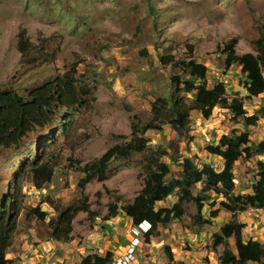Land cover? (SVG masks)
Masks as SVG:
<instances>
[{"label":"rangeland","instance_id":"1","mask_svg":"<svg viewBox=\"0 0 264 264\" xmlns=\"http://www.w3.org/2000/svg\"><path fill=\"white\" fill-rule=\"evenodd\" d=\"M261 33L264 0H0V89L24 96L74 69L78 83L89 90L90 107L76 115L73 139L59 137L44 150L60 132L59 126L49 135L28 137L19 148L0 150V198L14 194L15 177L20 185L17 229L5 255L8 264H77L87 254L103 257L106 252L112 253V261L120 258L134 228L122 208L148 181V158L156 156L168 165L167 183L179 182L186 160L198 169L222 168V159L205 149L223 135L247 132L251 145L264 142L259 113L264 91L247 97V75L239 63L240 57L255 55L254 43ZM22 35L30 46L26 56L18 48ZM188 45L194 46L193 59L207 68V87L222 83L228 103L241 99L247 116H258L257 124L245 128L242 119L223 106L215 107L207 120L193 110L185 133L168 124L161 131H144L142 137L148 142L143 152L112 159L105 181L95 179L81 189L88 166L114 146L129 144L133 123L157 122L152 107L173 90L170 79L187 78L160 60H188ZM178 97L193 106L190 94ZM42 154L53 175L37 189L32 174L22 168ZM259 159L264 156L236 162L234 193L250 191ZM204 188L197 183L188 189L189 199L180 203L183 211L178 219L154 231L148 228L152 231L148 239L145 233L138 237L132 264H220L225 243L234 249L233 240L217 246L213 235L232 221L243 223L242 234L259 237L264 245L260 211L248 209L235 218L221 211L210 225L199 226L198 218H209L210 203L223 200V195ZM180 192L175 189L155 209L172 207ZM206 196L202 203L194 200ZM112 205L117 214L110 218ZM35 208L46 212L44 221L31 214Z\"/></svg>","mask_w":264,"mask_h":264},{"label":"trees","instance_id":"2","mask_svg":"<svg viewBox=\"0 0 264 264\" xmlns=\"http://www.w3.org/2000/svg\"><path fill=\"white\" fill-rule=\"evenodd\" d=\"M20 38L18 48L21 56H26L30 46L23 35ZM254 45L255 55L247 54L239 59L243 72L247 75L248 98L257 97L264 91V33H261ZM186 49L190 55L188 60L177 62L172 58L160 60L165 66L172 65L180 69L187 78L184 80L180 76H173L170 79L173 90L167 99H158L152 107L157 122H150L145 126L133 123L129 144L114 146L97 162L88 166L79 183L81 189L92 180L105 181L112 159H128L133 153L143 152L148 142L142 137L144 131H161V126L168 124L172 130L180 134L185 133L189 129L190 112L193 110L198 111L202 118L207 120L215 107L223 106L230 109L235 117L241 118L245 128L257 124L258 116H247L241 99L234 98L228 103L226 89L222 83L212 88L207 87V68L193 59L194 46L188 45ZM181 93L192 96L193 106H189L178 97ZM88 97L89 90L78 83L74 69L33 87L24 96L12 89H0V150L19 148L28 137L49 135L59 126H61L60 132L45 145L44 150L47 146L56 144L59 137L65 140L73 139L78 130L75 125L76 115H81L90 109ZM259 113L264 120V105ZM205 150L209 155L222 159V168L216 171L211 165H204L198 169L186 160L187 163L184 164L181 173L182 180L179 182L167 183L165 177L169 174L168 165L161 163L156 156L148 158L146 163V167L149 168L148 181L141 193L122 208V212L131 220L133 226L146 222L154 231L158 225H167L178 219L183 211L180 203L189 199L188 189L197 183H202L206 187L204 191L213 190L216 195H223V200L217 205L215 202L210 203L209 218L203 220L198 218L199 226L210 225L221 211L235 218L237 214L244 213L248 209L264 210L263 160L256 161L257 178L251 185L250 193L239 194L234 193L233 190L234 165L239 160L264 156V142L251 145L248 133L243 132L239 135H223L216 145L207 146ZM44 158V154L38 155L35 160L26 163L22 168V172L26 170L32 174L37 189L50 182L53 175L52 168L47 162L42 161ZM153 168L155 171H152ZM13 185L14 194L0 198V264L9 263L5 255L17 229L19 178L15 177ZM175 189L181 191L179 201L170 208L155 209V205L172 196ZM194 200L202 203L207 200V196ZM31 214L39 221H44L47 216L46 212H41L38 208L33 209ZM116 214L117 208L112 205L108 215L112 218ZM244 227V224L235 221L228 222L213 235V244L217 246L227 240H233L234 249L228 248L225 243L220 264H264V245L251 238L247 241L243 240ZM55 230L56 228L52 230V234ZM151 234L152 231L146 232L144 236L148 239ZM112 257L111 252H106L103 257L87 254L77 264H111Z\"/></svg>","mask_w":264,"mask_h":264},{"label":"built area","instance_id":"3","mask_svg":"<svg viewBox=\"0 0 264 264\" xmlns=\"http://www.w3.org/2000/svg\"><path fill=\"white\" fill-rule=\"evenodd\" d=\"M149 228V224L146 222H143L142 224L138 226H134L131 231L132 234V240L130 241L128 245V249L126 250V254L120 258L114 259L111 264H132L135 260L136 255V248L139 245V239L138 237L143 233H146Z\"/></svg>","mask_w":264,"mask_h":264},{"label":"crops","instance_id":"4","mask_svg":"<svg viewBox=\"0 0 264 264\" xmlns=\"http://www.w3.org/2000/svg\"><path fill=\"white\" fill-rule=\"evenodd\" d=\"M259 160H261V159H259ZM263 161H264V160H263ZM248 193H250V191L246 192V194H248ZM252 210H254V209H252ZM255 211H260V212H262L263 215H264V210H255ZM262 217H264V216H262ZM262 221H264V218H263ZM241 224H243V223H241ZM243 234H244V233H243ZM243 234H242V235H243ZM243 236H244L245 241H247L248 239H250V236H249V237H246L245 234H244ZM251 239H253V240H257V241L263 243V242L261 241V239H259V237H256V236H255V237L252 236Z\"/></svg>","mask_w":264,"mask_h":264}]
</instances>
